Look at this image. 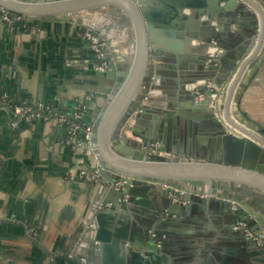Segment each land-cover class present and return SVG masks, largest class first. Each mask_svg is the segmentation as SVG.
I'll return each mask as SVG.
<instances>
[{"label":"water","instance_id":"1","mask_svg":"<svg viewBox=\"0 0 264 264\" xmlns=\"http://www.w3.org/2000/svg\"><path fill=\"white\" fill-rule=\"evenodd\" d=\"M0 7L72 23L106 44L101 76L114 79L115 88L90 137L99 163L89 171L101 178L100 198L79 244L85 249L77 243L73 259L125 264L129 205L153 215L143 246L152 264L171 262L180 241L171 229L191 210L207 209L201 196L233 222L264 231V130L239 108L264 63V0H0ZM239 194L259 199V207ZM233 234L250 245L252 257L264 254L241 232ZM140 240L133 235L134 244Z\"/></svg>","mask_w":264,"mask_h":264},{"label":"crops","instance_id":"2","mask_svg":"<svg viewBox=\"0 0 264 264\" xmlns=\"http://www.w3.org/2000/svg\"><path fill=\"white\" fill-rule=\"evenodd\" d=\"M23 18L25 29L10 28L0 20V264H82L81 259L86 264L84 257L73 259L72 252L82 243L100 198L98 182L77 179V172L89 171L93 162L76 146L79 138L73 140L54 115L84 109L83 123L92 129L116 81L93 69L95 54L81 37L82 28ZM22 103L41 105L53 118L21 122L10 105ZM239 108L264 130V63L242 91ZM150 194L135 192L134 197L155 203ZM239 196L259 207V199ZM199 200L207 209L191 210L171 229L176 233L172 238L181 242L173 243L168 264H264V254L252 257L250 245L233 234L240 220L233 222L212 199ZM127 208L132 226L123 245L129 251L125 264L134 258L151 263L143 246L153 215L139 206ZM133 235L141 237V246L133 243Z\"/></svg>","mask_w":264,"mask_h":264},{"label":"built area","instance_id":"3","mask_svg":"<svg viewBox=\"0 0 264 264\" xmlns=\"http://www.w3.org/2000/svg\"><path fill=\"white\" fill-rule=\"evenodd\" d=\"M0 20L10 28H19L25 29L26 26V19L20 15L12 14L0 7ZM81 37L84 40H87L90 43V46L95 54L96 58V66L94 68L95 71L103 73L107 68L106 63L104 60V52L106 49V44L104 41L95 36L91 31L84 30L81 33ZM5 101L6 99L3 98ZM13 110L15 117L24 123H29L34 119H39L43 116H50L53 118V114L50 111H47L42 108L41 105H37L32 107L31 105H27V103L22 104H13L10 105ZM45 113L47 115H45ZM85 117L84 109L77 108L75 112L71 115H54V119L61 125L66 127L68 135L75 141L76 146L83 150L85 154H87L93 162V166L98 167V155L94 150V145L91 143V131L92 129L89 127H85L83 123V119ZM77 179L84 183H96L100 181V176L97 171L90 172L87 170H80L76 174ZM121 183H118L117 186H121ZM233 230L236 232H241L244 237L254 244L261 246L264 244V231L257 230L251 231L247 228V224L244 222H236L234 224ZM30 234L31 231H28ZM82 264L85 263L84 259H81Z\"/></svg>","mask_w":264,"mask_h":264},{"label":"bare ground","instance_id":"4","mask_svg":"<svg viewBox=\"0 0 264 264\" xmlns=\"http://www.w3.org/2000/svg\"><path fill=\"white\" fill-rule=\"evenodd\" d=\"M232 134H233V132H232ZM238 134H240V133L238 131L237 132L235 131L233 135L238 136Z\"/></svg>","mask_w":264,"mask_h":264},{"label":"flooded vegetation","instance_id":"5","mask_svg":"<svg viewBox=\"0 0 264 264\" xmlns=\"http://www.w3.org/2000/svg\"><path fill=\"white\" fill-rule=\"evenodd\" d=\"M87 41V40H86ZM154 149H157V146H154Z\"/></svg>","mask_w":264,"mask_h":264},{"label":"trees","instance_id":"6","mask_svg":"<svg viewBox=\"0 0 264 264\" xmlns=\"http://www.w3.org/2000/svg\"><path fill=\"white\" fill-rule=\"evenodd\" d=\"M26 27V26H25ZM27 105H29V104H27Z\"/></svg>","mask_w":264,"mask_h":264}]
</instances>
